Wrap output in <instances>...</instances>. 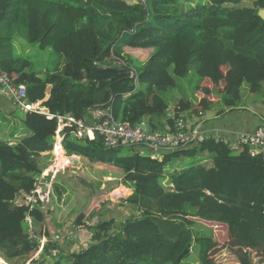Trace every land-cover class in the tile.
<instances>
[{
    "label": "trees",
    "instance_id": "obj_1",
    "mask_svg": "<svg viewBox=\"0 0 264 264\" xmlns=\"http://www.w3.org/2000/svg\"><path fill=\"white\" fill-rule=\"evenodd\" d=\"M134 1L0 0V68L15 84L26 85L28 103L55 115L81 118L111 104L121 121L134 125L147 119L151 129L166 131L187 112L204 122H226L231 113L253 111L239 104L244 86L264 97V18L259 15L264 0ZM20 41L50 49L56 61L36 69L17 53ZM127 46L152 53L136 64L125 53ZM186 82L193 83L196 101L187 96ZM174 90V114L169 115L167 95ZM220 101L223 108L216 110ZM211 109L216 112L209 118ZM20 111L28 133L12 142L0 138V258L51 264L47 258L57 252L54 264H184L196 249L200 264H217L211 253L219 235L202 223L205 219L226 225L230 242L246 254L256 251L264 264V156L252 155L244 144L233 149L211 132L202 142L162 150L160 160L144 145L107 147L101 138L78 139L65 129L68 156L122 170L121 182L132 193L121 206L129 204L134 212L122 222L111 218L92 224L82 215L76 225L91 230V242L65 253L59 240L50 238L51 207L23 203V194L34 190L44 169L42 154L53 151L58 119ZM255 114L257 127L264 125V117ZM186 158L199 160L168 170L174 160ZM28 217L33 228L41 226L39 236L48 237L38 259L32 257L39 236L28 232Z\"/></svg>",
    "mask_w": 264,
    "mask_h": 264
},
{
    "label": "built area",
    "instance_id": "obj_2",
    "mask_svg": "<svg viewBox=\"0 0 264 264\" xmlns=\"http://www.w3.org/2000/svg\"><path fill=\"white\" fill-rule=\"evenodd\" d=\"M135 76L132 71L131 77ZM0 96L8 98L11 103L22 111H35L46 115L49 119H58L57 134H63L65 129H70L78 139L94 140L101 138L107 147H127L131 145H144L145 151L149 150L152 158L163 159L162 150H174L190 143L202 142L209 135L204 118L191 112L183 113L175 118L174 127L166 131L153 130L147 119H142L136 124L117 119L111 104H103L90 109L81 118H76L70 113L63 115L51 114L49 110L38 103L30 104L27 99V87L17 85L13 77L0 68ZM61 135V140H63ZM233 149L240 145H248L252 155L264 156V125L256 127L252 132L236 133L233 141L224 139ZM54 167L51 172L42 173L36 177L35 188L31 193L23 194V203L31 208L40 207L48 209L49 193L53 189V177L57 173ZM50 177V179H47ZM52 178V179H51ZM64 201V200H63ZM28 232L32 234V218L28 217ZM86 224H89L86 222ZM84 225H76L74 229H81ZM73 232L69 233L72 236ZM32 236V235H31ZM59 238V237H57ZM46 239L41 240L37 253L42 252ZM43 244V246H42Z\"/></svg>",
    "mask_w": 264,
    "mask_h": 264
},
{
    "label": "rangeland",
    "instance_id": "obj_3",
    "mask_svg": "<svg viewBox=\"0 0 264 264\" xmlns=\"http://www.w3.org/2000/svg\"><path fill=\"white\" fill-rule=\"evenodd\" d=\"M127 1L130 3L135 2L134 0H127ZM246 4H249V3L246 2ZM23 42L20 41V42L16 43L17 53L22 55V56L29 57L34 62V66L36 69L44 70L45 69L44 67L47 66V64L51 63V61H54V62L56 61L57 55L52 53V51L50 49L44 50L39 46V44H31L29 42L22 44ZM124 49H125L126 54L132 56L135 59L136 64L137 63L138 64L144 63L147 60V58L149 57V55L152 53V49H144V48H140V47L127 46ZM50 54H52V55H50ZM210 84L211 83L209 82V84H207V85H210ZM185 87H186L187 92H188L187 96L192 101H194V100L196 101V97L192 95V91H191L193 88V83L190 84V82H186ZM175 91L176 90H174L173 92H171L170 94L167 95V98L171 104L170 109H169V115L174 114V108H175L176 102L172 98H173V94L175 93ZM214 91L216 93L214 98L216 100H218V98L220 96V91L217 90V88H215ZM176 94L179 95L180 91L178 90L176 92ZM260 95L261 94L251 93L249 91V89L246 88L245 86L242 87L241 88L242 100H241V103L239 104V106H245L247 108L252 107L253 109L256 108V106L258 104H261L263 102V98ZM199 96H202V94L199 93ZM221 103L222 102L220 101V104L215 105L216 110H220L221 108H223V104H221ZM11 106H12L11 108H14L12 103H11ZM5 112L6 111L4 110V112H2L1 115H4ZM215 112L216 111L211 109L208 112V116L213 117ZM14 113L16 114L14 117H9V118L5 117L4 119H6V122H3V121L0 122L2 131L4 133H6V132H9V130L18 129V130H20L19 132H21L23 130L24 132L28 133L26 127L24 126V124L22 122V119H23L22 112L18 109H15ZM1 118L2 117L0 116V120H1ZM19 119H21V120H19ZM11 120H13V125L10 124ZM14 121H15V124H14ZM208 121H214V120L211 119ZM20 122H21V124H20ZM14 134H15V136L19 135L18 132L17 133L14 132L13 135ZM64 155L65 154H63V152H60L58 154L57 159H62L60 156L63 157ZM53 158H54V160H53ZM198 158H200V157H198ZM42 159H43L44 167L46 168V169H44L45 172L48 169L52 170L53 167L57 168V169L63 167V165H59V163L57 165H54L55 155L53 154V151L49 152L48 154H44V156H42ZM45 159H46V161H45ZM64 159H73V161H71L67 164L68 168H66V170H62V172H63L62 174L65 175V179L67 180V182L65 183L67 188L65 190L69 189L68 190L69 194L67 195L68 197L70 195H73V193H80L79 189H81V190L83 189L82 190L83 193H80L81 195H83L84 197H87V198L89 195H91V200H90V198L88 199V200H90L89 203L84 205L86 208L87 207L93 208V207H95V205H101L102 206L103 204L105 206L107 204V202H109L110 200H113V201L117 202L118 204L120 203V199H118V198L120 197V194L124 190H122V189L118 190L117 188L116 189H109V187L111 185H113V184H109V182H113L114 180H110V179L106 178L109 175L114 176L115 178L118 177L119 172H120L118 170L119 168L110 167V166L97 167L96 164L91 163L87 159L80 157V156H77V155L76 156L71 155L68 157L64 156ZM75 160H77L78 162L76 163ZM198 160L199 159H193V158L181 159L179 162H177V160H174L172 162L171 168H169L168 170L172 171L174 168L183 169V168L190 166L194 162H197ZM102 164H105V163H102ZM75 166H77V167H75ZM73 169H77L75 179H73L69 175V174H71L70 170H73ZM117 181L121 182L122 180L118 179ZM163 183L165 185L166 184L168 185V178H165L163 180ZM53 186H54V184H53ZM118 187L122 188L120 183H119ZM114 194L117 196L114 197ZM52 196H53V192H52ZM67 196H66V199H67ZM54 200L55 199L53 197V201ZM56 206H57V203H56ZM104 206H103V210H105ZM132 213H134L132 210H131V212L130 211L126 212L123 216H120V218L123 221L126 217H129ZM101 215H102V213H101ZM103 216L104 217L106 216L105 212L103 213ZM201 221H202V223L208 225L214 232H216L219 235V237L216 236L217 240H218V246L211 253V256L214 257L217 264H251V263L262 264L263 263V259H262L261 255L259 253H257L256 251H251L248 254H246L245 253L246 249H243V248L239 249L236 247L234 242H230L231 239L229 237V234H227L228 232H227L226 225L218 223V222L208 221L205 219H202ZM69 239H71V237H69ZM40 246H41V243H40ZM42 246H43V244H42ZM234 246L236 247V251L232 248ZM40 253H42V252L34 253L35 256L34 257L31 256V257L38 259L40 257ZM53 255L54 256L51 258L50 257L47 258V261L51 264H54L58 260V256L56 257L57 252L53 253ZM23 262H24L23 258L14 259L11 262H8L4 259V262L0 261V264H22ZM200 263L201 262L199 260L198 252L196 249L194 250L191 257L187 261L184 262V264H200Z\"/></svg>",
    "mask_w": 264,
    "mask_h": 264
},
{
    "label": "crops",
    "instance_id": "obj_4",
    "mask_svg": "<svg viewBox=\"0 0 264 264\" xmlns=\"http://www.w3.org/2000/svg\"><path fill=\"white\" fill-rule=\"evenodd\" d=\"M262 98H263V102L261 104H258L256 106V108H254V109L252 107L249 108L250 110H253V111L246 112V113L245 112L231 113L230 115H228L226 117V119H225L226 122L219 120V119L214 120V121H207V122H205L206 128L208 129L209 132L212 133V135L215 136L217 134V135L225 137L226 139L231 140V141L234 140L235 135L238 132L241 133V132L253 131L260 122V120H259L258 116L255 114V112L260 113L264 117V97H262ZM11 107H12L11 103L9 102V100L7 98L0 97V116L2 117L0 122H2V121L6 122V119H4L5 117L9 118V117H14L16 115L14 113L15 109L11 108ZM4 110L6 111L5 114L1 115V113L4 112ZM209 118H212V117H209ZM19 120H21V119H19ZM10 124L13 125V120L10 121ZM14 124H15V121H14ZM20 124H21V122H20ZM19 131L20 130H18V129H14V130H9V132L4 133L2 131L1 125H0V138L3 140H8L10 142L16 141V140L20 139L21 137L25 136L27 133V132H24L23 130L21 132H19ZM14 132H16V133L18 132L19 135L18 136H15V134L13 135ZM61 135L63 136V134L58 135L56 133V136L54 137V148H53V154L55 155L54 165H57L59 163V165H63V167L59 168V169L55 168L58 171L55 174V176L53 177L54 186L50 192L51 195L53 192L52 197H54L55 200L53 201V205H51V213L48 215V220H49L48 224H49L50 238L59 240L58 243H59L61 250L64 251L65 253H67V252H70L69 250L78 249L81 246L87 247L91 242V235H92L91 230L84 228V229H80V230L76 231L73 229V227H74V225H76L77 219H79V217H81L82 215H85L86 220H84V221H88L87 223L91 222V224L93 223L92 221H96L95 223H97V221H99V219L109 220L111 218L116 219L117 222H121L122 219L120 218V216H123L126 212H129V211L131 212V210H132V208L129 204L126 207L120 206V205H122V199L125 197H128L132 193V189L125 187L122 184V182L117 181L118 179L122 180V178H123L122 170L118 169L120 171L118 177L115 178L114 176L109 175L106 178H108L110 180H114L113 182H109V184H113L109 187V189H116L117 188L118 190H120V189L124 190L120 194V197L118 198V199H120V203H119L120 205H116V204H118L117 202L110 200L114 204H112L109 201V202H107V204L105 206L103 204L102 206L101 205H95V207H93V208L92 207L86 208L84 205L89 203V201L91 200V195H89L88 198L81 195L80 193H83V191H82L83 189L82 190L79 189L80 193H73V195H70L69 196L70 198H69L67 196L69 194L68 193L69 189L65 190L67 188L65 185L67 180L65 179V175L62 174L63 173L62 170H66V168H68L67 164L69 162L73 161V159H64V156L68 157V155L66 154V152L64 150L63 140H61ZM58 142L61 144L63 154H65L63 157L60 156L62 159H57L58 156L56 153V144ZM44 154H48V153H44ZM44 154H42V156H44ZM42 156L40 158V161L42 163L43 168L46 169L44 167V164H43ZM53 160H54V158H53ZM45 161H46V159H45ZM75 162L77 163L78 161L75 160ZM94 164H96L97 167H100V166L101 167H105V166L106 167L107 166L114 167V166H111L108 164H102V163H94ZM75 167H77V166H75ZM44 169H43L42 173L43 172L44 173L51 172V169L46 170V172L44 171ZM76 170L77 169L70 170L71 174H69V175L73 179H75V177H76ZM47 179H50V177H47ZM119 183H120L122 188L118 187ZM66 196H67V199H66ZM115 196H117V195L114 194V197ZM89 198H90V200H88ZM50 199H51V197H50ZM55 202L57 203V206H56ZM103 206H104L105 210H103ZM104 212L106 213L105 217L103 216ZM101 213H102V215H101ZM40 231H41V226L35 225L33 228L32 234L35 235L34 233H36V235L39 236ZM71 231L73 232V234H72V236H69V233ZM57 237H59V238H57ZM68 237H71V239H69ZM65 238H67V239H65ZM43 239L48 240V237L45 235L39 236V242H41V240H43ZM61 241H63V242H61ZM0 261L4 262V259L0 258Z\"/></svg>",
    "mask_w": 264,
    "mask_h": 264
},
{
    "label": "water",
    "instance_id": "obj_5",
    "mask_svg": "<svg viewBox=\"0 0 264 264\" xmlns=\"http://www.w3.org/2000/svg\"><path fill=\"white\" fill-rule=\"evenodd\" d=\"M259 15L262 18H264V9L259 12ZM48 202H49L50 205H53V200L52 199H48Z\"/></svg>",
    "mask_w": 264,
    "mask_h": 264
},
{
    "label": "bare ground",
    "instance_id": "obj_6",
    "mask_svg": "<svg viewBox=\"0 0 264 264\" xmlns=\"http://www.w3.org/2000/svg\"><path fill=\"white\" fill-rule=\"evenodd\" d=\"M60 153V152H59Z\"/></svg>",
    "mask_w": 264,
    "mask_h": 264
}]
</instances>
